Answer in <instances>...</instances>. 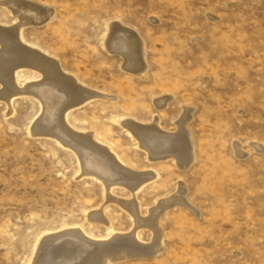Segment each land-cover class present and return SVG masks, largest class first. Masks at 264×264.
I'll use <instances>...</instances> for the list:
<instances>
[{
	"label": "rangeland",
	"instance_id": "rangeland-1",
	"mask_svg": "<svg viewBox=\"0 0 264 264\" xmlns=\"http://www.w3.org/2000/svg\"><path fill=\"white\" fill-rule=\"evenodd\" d=\"M17 26L20 44L99 95L64 120L94 142L60 126L69 147L46 133L42 102L26 90L44 79L41 71L25 66L6 98L0 82V264H35L51 234L57 253L41 264H91L87 240L66 234L72 227L110 249L121 233L125 246L157 244L109 264H264V0H0V27ZM115 34L119 45L142 43L147 69L127 65L128 54L108 42ZM127 119L157 126L162 134L146 136L161 149L187 126L192 160L151 159ZM110 157L158 176L133 190ZM120 200L143 219L169 201L156 228H140Z\"/></svg>",
	"mask_w": 264,
	"mask_h": 264
},
{
	"label": "bare ground",
	"instance_id": "bare-ground-1",
	"mask_svg": "<svg viewBox=\"0 0 264 264\" xmlns=\"http://www.w3.org/2000/svg\"><path fill=\"white\" fill-rule=\"evenodd\" d=\"M10 2H11V0H10ZM29 15L30 14L28 13V14H23L21 16L22 20H23V23L21 25H23L25 22H27L30 19ZM43 15H44V12H43ZM32 16H36V15H32ZM50 19H51V17H50ZM45 21H47V20H45ZM121 23L122 22H120V24ZM120 24H118L119 27H120ZM10 31L11 32H8L4 28L0 27V36H1L0 41H1V44L3 45L1 50H0V82L2 81V84L5 85V90H4V92H2V96L6 98L9 96H13L15 94V88H16L15 82L20 83V81H21L20 78L22 77L21 72L24 71L23 69L25 68V66H30L34 69H37L38 71H41L44 75V79L42 81L41 80L39 82L33 81V83H28L27 85H25L27 92L38 97L42 102L43 107L41 109H43V113H42V118L40 119L39 122L46 125V127H47V129L45 130L46 133H49V134L54 135V136L60 135L59 138H62L60 140L62 143L65 144V146L66 145H68L69 147L72 146L73 145L72 144L73 139L70 137H67V136H65V137L62 136L63 133L60 134L61 133L60 132V126L61 127L65 126L64 120L68 119L69 111L72 109L73 106H76L79 104L81 105V104L85 103L86 101H88L89 99H91L92 97L97 96L99 94L93 93L92 91L86 89L85 87H82L81 85H79L77 83L78 81L76 82V81H74V79H72L70 77L66 78V76L64 74H62V72L60 71V67H61V66L59 67L60 64L58 65V63L56 61H54L52 59H48L45 56H42L39 53L40 51L38 52L37 50H33V49L26 47V45L24 46L23 44H20V38H23L21 36V32H23V31H20L19 26L14 27ZM120 35L121 34H118V38L116 37L117 36L116 34H115V36H111L109 39L110 41H108V42L112 46L114 45L115 49L117 48V49L122 50L123 52L128 54L129 61H128L127 65L130 66L131 69H133L135 71H144L145 69H147L148 67L146 65H144V59L143 58L146 56H144L143 51L145 49L143 48L144 46L142 45V43L138 39L134 40L133 38H129L128 40H125L124 43H121L119 45V41H120L119 39L122 38ZM120 53H121V51H120ZM145 62H146V60H145ZM166 99L167 98H163V99H160L158 101L159 107L165 106L164 103L168 102V101H166ZM74 108H76V107H74ZM40 117H41V115H40ZM190 118H191V116H190ZM59 121L61 122V125L58 123ZM122 122H123V125L125 127H127L131 132H133L138 138L141 139V142H142L141 145H143V147H145L149 151V154H150L149 157H151V159H153V158L157 159L159 157H164L166 154H168V155L173 154L176 158L177 163L181 164V165H184V164H186L192 160L191 154H192L194 148L191 147V145H190L191 143H189L190 138H191L190 135L186 132V130H184L187 128V126H185L186 127L185 128L182 125L183 127L181 129L182 130L181 133L169 136L168 140H166L167 142L163 143V144H165V143L168 144L167 147L165 149H161L163 146L162 147L158 146L157 142H155L154 139H152V138L150 139L149 137L146 136V135L153 134V133H151V131L156 132L158 134L159 133L162 134L163 133L162 131L157 130V126H149L148 125V128H147V126L139 125L138 123H136L132 120H129V119L123 120ZM65 127H67V126H65ZM67 130H69L68 134L72 135L73 137H78V139L80 138L82 142H89V141L94 142V139L92 138L91 134H79L70 128L68 129V127H67ZM189 133H190V131H189ZM95 148H97L99 151H101L107 155L108 154L111 155L108 152V150L106 148H104L103 146H96ZM161 150H165V151H161ZM110 159H111V162H113L114 166L119 167L121 170H123L122 172H127L131 175V182L127 183V185H129L133 190L141 189L145 185L144 183H146L149 180L154 179L158 176V174H156L155 172L151 176L148 177L145 173L141 174V173H137V171L136 172L129 171V169L124 168L122 165H120L122 163L119 162L118 160L114 159L113 157H110ZM83 169H84V167H83ZM113 171H114V169H113ZM113 171H112V173H113ZM99 175H101V174H99ZM101 176L103 179H106V176H104V175H101ZM167 201H169V200H163L159 203V205H157L158 208L152 212L154 217L157 216V218H158L159 213L162 212L164 208H166ZM120 202L122 203L121 204L122 206H125V207H127V209H129L130 213L132 212L133 216L137 219V224H139L140 228L142 225H146V224L151 226L152 228L157 227V224L155 222L158 219L156 217L155 218L150 217L148 219H143L139 216V212L137 211L138 209H137L136 204L135 205L127 204L126 201L123 202L121 200H120ZM93 214L96 217L97 214H95V213H93ZM66 228H68V227H66ZM66 231H69V232H66V234H71L73 236L74 233L75 234L77 233L80 236L84 237L83 239L87 240L86 245L88 248L83 253L88 254V256L90 258L89 261L92 260L91 264H109L110 259L112 257L119 255V254H122L124 252L126 254H132V253L138 252V250L143 248V250H147V251H150L152 253V252L157 251L156 248H158L157 244L151 245V246H140V244L137 242H134V244L130 243L129 246H125L124 242H125V239H127V236H120L122 233L121 234L119 233L120 235H115L113 237L116 239V241H114V242H116V244L120 245L119 248L110 249L109 245L112 244L111 242L107 243V242H105V240L100 241V239L99 240L90 239L89 238L90 236L89 237L86 236L82 230L73 229V227H72L71 230H66ZM58 232H60V231H58ZM51 235L49 236V240L47 239L45 242H43L41 248H39L38 253H36L37 256H36L35 264H41L45 260L53 258V254L56 255L57 251H55L54 246L50 245L53 243L52 239H54L56 237L51 238L52 237ZM62 235H64V234H61L60 236H62ZM111 235H113V232H110V236ZM136 236H138V232H134L129 237L131 239H135V241H136L137 240V238H135ZM57 237H59V236H57ZM125 243L129 244L128 242H125ZM58 244L60 245V243H58ZM122 244H124V245H122ZM34 249H36V248H34Z\"/></svg>",
	"mask_w": 264,
	"mask_h": 264
}]
</instances>
